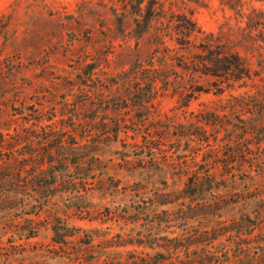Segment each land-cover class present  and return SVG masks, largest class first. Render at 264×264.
<instances>
[{
  "label": "rangeland",
  "instance_id": "obj_1",
  "mask_svg": "<svg viewBox=\"0 0 264 264\" xmlns=\"http://www.w3.org/2000/svg\"><path fill=\"white\" fill-rule=\"evenodd\" d=\"M159 6L0 0V264H264V120L230 109L264 105V0ZM203 45L252 77L195 72Z\"/></svg>",
  "mask_w": 264,
  "mask_h": 264
},
{
  "label": "trees",
  "instance_id": "obj_2",
  "mask_svg": "<svg viewBox=\"0 0 264 264\" xmlns=\"http://www.w3.org/2000/svg\"><path fill=\"white\" fill-rule=\"evenodd\" d=\"M160 0H136L138 6L141 8L143 22L148 26L152 19L157 14L156 11L160 10L159 6ZM158 6V7H156ZM4 15H0V37L7 36L8 33V22L3 20ZM137 25H140V22L137 21ZM190 33V32H189ZM183 45V43H181ZM188 44L189 40H188ZM203 51L197 53L195 59H192L191 63L193 65L194 71L199 72L203 75H208L216 78V81L220 83L228 84L229 87L235 85L236 82H240L245 78L252 77V69L250 63L238 52V51H225L223 48L215 45H203ZM188 48V47H187ZM222 84V86H224ZM235 99H238L235 107L231 106V110L241 111L243 115L237 114V119L243 123L245 131L251 130V127H256L261 124V120H264V105L262 98H256L255 95H242L236 96ZM259 116V118H258ZM250 132V131H249ZM75 145H71L72 160H77L78 154L73 152L75 151ZM32 157V156H31ZM74 162V161H73ZM52 171L50 172V187L53 188V185L56 182V176L54 171L58 168L54 167L52 161ZM45 171L41 169L38 173ZM35 175V174H34ZM6 176H9L8 174ZM49 195H46L47 198ZM46 200V199H45ZM56 233V240H63L59 238V230L55 225L53 228Z\"/></svg>",
  "mask_w": 264,
  "mask_h": 264
}]
</instances>
